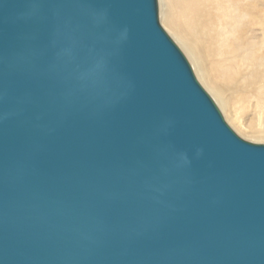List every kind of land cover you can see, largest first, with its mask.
Here are the masks:
<instances>
[{"label":"water","instance_id":"1","mask_svg":"<svg viewBox=\"0 0 264 264\" xmlns=\"http://www.w3.org/2000/svg\"><path fill=\"white\" fill-rule=\"evenodd\" d=\"M0 264H264V143L158 0H0Z\"/></svg>","mask_w":264,"mask_h":264},{"label":"bare ground","instance_id":"2","mask_svg":"<svg viewBox=\"0 0 264 264\" xmlns=\"http://www.w3.org/2000/svg\"><path fill=\"white\" fill-rule=\"evenodd\" d=\"M214 3L216 5L210 0H161L163 22L189 57L197 77L214 96L228 121L249 138L264 140V128L254 126L251 121L247 126H244L231 102L232 94L238 92L241 87H245L248 91L255 89L256 104L259 106L263 96V86L254 87L253 78L256 72H251V74L242 77L241 71L238 70V63L243 61L245 56L239 54L232 57L228 50L234 45L253 57L256 61L255 65H257L258 60L264 61V12H262V10L264 11V0H244L243 6L251 8L245 10L246 15L251 14L254 10L259 11L260 16L259 20L247 16L248 19L246 17V21L242 23L247 24L248 21L253 25L261 23L259 33L252 28V30L250 29L251 41L246 46L241 45L242 41L239 39V34H235L233 31L236 24H230L227 29L229 34L226 31V34L223 35L215 27L218 24V19L213 18V10L220 6L217 2ZM232 3L233 0H227L225 14L228 20L229 18H236L235 7L233 8ZM255 51L261 52L255 54ZM241 92L243 95L248 94L243 88H241ZM257 118L259 125H261L263 123L261 118L259 119V116Z\"/></svg>","mask_w":264,"mask_h":264},{"label":"rangeland","instance_id":"3","mask_svg":"<svg viewBox=\"0 0 264 264\" xmlns=\"http://www.w3.org/2000/svg\"><path fill=\"white\" fill-rule=\"evenodd\" d=\"M210 1H212L213 4H215L214 2H217L219 4V6H220L219 8H215V10H213V12H214L213 18L215 20L218 19L217 20L218 21V24H216L215 27L218 28V31H220V33L222 35L223 34H226V31L228 32L227 29L230 27V24L231 25L236 24L235 30H233V31L235 32V34H239V39L242 41L241 42V45L242 46H246L247 43L249 41H251V39L249 37L250 29L252 28L257 33L260 32V30H261L260 29L261 28L260 27V24L261 23L260 24L259 23H256L254 25L251 24L249 21H248L247 24H243L242 23V22H245L246 21V17L247 16L255 17V18H257L256 20H259V16H260L259 15L260 12L259 11H254V10L252 11L251 14L246 15L245 10H250L251 8L250 7H247V6L246 7L243 6L244 0H233V3L232 4H233V8L235 7L234 9H235L236 18H231V19L229 18V20L227 19L226 14H225V10H226L225 8H226V5H227V0H225V1L224 0H210ZM158 6H159V19H160L161 25L169 33V35L173 38V40H175V42L177 43L176 39L169 32V30L166 28L167 26L163 22L162 15H161V10H162L161 0H158ZM248 8H250V9H248ZM215 12H216V15H215ZM262 12H264V11L262 10ZM217 13H219V14H217ZM214 16H216L217 18L214 17ZM247 19H248V17H247ZM254 22H257V21L254 20ZM241 23H242V25H241ZM239 26H240V29H239ZM228 34H229V32H228ZM178 46H179V44H178ZM180 48L183 51L182 47H180ZM228 50L230 51V55L232 57H235V55H239V54L245 56V59L243 61H241V62L238 63V68H239L238 70L241 71L242 77L245 76V75L251 74V72H256V75L253 78L254 83H255L254 84V87L263 86V89H262V91H263V94L262 95L263 96H262V100H261L260 105H259L260 107L256 104V102H257L256 100L257 99H256L255 89H253L252 91H248L245 87H241V88H243L244 91L248 92V94L243 95L242 92H241V88H240V90L238 92L232 94L231 102H232L235 110H237L238 116L241 117V120H242V123H243L244 126H247L248 123L251 121L254 126H257V127L260 126L261 128H264V107H263L264 106V61H262V59L261 60H258L259 62L257 61V65H255L256 64V61L253 59V57H251L250 55H248L243 50L238 49L234 45H232L230 47V49H228ZM260 52L261 51H259V52L258 51H255L254 53L255 54H259ZM183 53L185 54V56L187 57L188 61L190 62L191 66H192V63L189 60V57L186 55V53L184 51H183ZM262 62H263V64H262ZM192 68H193V66H192ZM195 75H196V72H195ZM196 77H197V75H196ZM197 79L202 84V86L205 88V90H207V92L212 96V98L215 100V102L217 103L218 107L220 108V105L218 104V102L216 101V99L214 98V96L208 91V89L204 86V84L202 83V81H200V79L198 77H197ZM254 87H251V88H254ZM220 110H221V112H222V114H223L226 122L231 126V128L239 136H241L242 138H244L246 140H249V141L264 143V140H261V139H252L251 137L249 138L248 136H246L245 133L237 130L232 125V123L230 121H228L227 117L225 116V114L223 113V111H222L221 108H220ZM258 116H259V119L261 118L260 120H262V122H263L261 125H259L260 123L257 120L258 119L257 118ZM262 117H263V119H262Z\"/></svg>","mask_w":264,"mask_h":264}]
</instances>
